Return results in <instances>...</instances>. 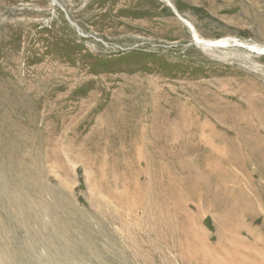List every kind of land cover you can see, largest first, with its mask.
<instances>
[{
    "label": "rangeland",
    "instance_id": "1",
    "mask_svg": "<svg viewBox=\"0 0 264 264\" xmlns=\"http://www.w3.org/2000/svg\"><path fill=\"white\" fill-rule=\"evenodd\" d=\"M56 1L0 0V264L264 255V127L220 122L264 124V0H168L201 38L238 41L226 48L198 44L165 0ZM190 112L203 142L185 138ZM152 114L173 124L166 141H131ZM185 161L212 166L202 188Z\"/></svg>",
    "mask_w": 264,
    "mask_h": 264
},
{
    "label": "bare ground",
    "instance_id": "2",
    "mask_svg": "<svg viewBox=\"0 0 264 264\" xmlns=\"http://www.w3.org/2000/svg\"><path fill=\"white\" fill-rule=\"evenodd\" d=\"M53 1V3L54 4H56V5H58V3H57V1L56 0H52ZM166 2H167V4L168 5H170L171 6V8L173 9V11H174V13L176 14V16L184 23V24H186V26L190 29V31H191V33H192V37L195 39V41L198 43V44H202L204 47H210V48H212V47H216V48H226V47H229V46H233V45H237L238 43V41L237 42H234L235 44H232L231 43V41L229 40V39H226V38H224V39H215V40H209V39H203V38H201L200 36H198V34L196 33V29L193 27V25L188 21V20H186L185 18H183L182 16H180L179 15V13L177 12V10L173 7V5L171 4V2L170 1H168V0H165ZM60 6V5H59ZM178 7V6H177ZM69 19V18H68ZM67 19V20H68ZM70 20V19H69ZM70 24H72V25H74V26H76L75 24H74V22H72L71 20H70ZM77 27V26H76ZM241 46H242V44H241ZM252 48H255L254 46H251ZM259 47V46H258ZM261 50H262V53H264V48H260ZM260 51V50H259ZM214 108V107H213ZM212 108V109H213ZM249 108V107H248ZM233 109V108H232ZM227 110H228V108H227ZM212 111V110H211ZM233 111V110H232ZM251 111V110H250ZM213 114H216V113H214L213 112ZM243 114H244V112H243ZM256 114H258V113H256ZM250 115H251V113H250ZM188 116V115H187ZM235 116V115H234ZM243 115H240V116H238V117H230L227 113H224L223 115H222V117L220 118V122L221 123H228V124H230L229 126L230 127H232V126H235V121L236 120H238V122H237V126H242V127H245L246 129H251V131H254V132H256V131H260L263 127H264V124L261 126V127H259L258 125H256L255 123H253V121H252V123H251V121L249 120V117L246 119V118H243L242 117ZM258 116V115H257ZM189 117H190V123H188L187 125H186V128H187V130L185 129V131H187L188 133H186V135H185V138H188V140H193V139H198V140H200V142L202 141L203 142V137H204V134H203V130H202V126L201 127H199V129L201 130L200 132H201V135L200 136H196L195 138H194V135H193V131L195 130V129H198V124H201V123H199L198 121H196V120H192V119H195L194 117H191V112L189 113ZM247 117V116H246ZM253 119V118H252ZM167 119L165 118V120L164 121H161V119H156L155 117H153V114L151 115V117L150 118H148V125H149V127L145 130V131H142V127H141V125L137 122V123H135V125H134V128L132 129V131H131V133L133 134V137H130V139H131V141H133V142H139V141H144L145 139H147V140H154V141H157V142H160V141H166V138L164 137V136H167V134H166V132L163 130V128H166V125H167V123H168V121H166ZM178 120H179V122H178V124L179 123H181L182 122V120L180 119V118H178ZM188 120V118L187 119H185V121H187ZM254 120V119H253ZM258 124V123H257ZM138 125V126H137ZM171 125H173V124H171V123H168V126H171ZM219 132H221V131H219L218 129H217V126H216V124H212L211 125V127H210V136H211V143H212V146H210V147H216L217 145L219 146L220 144H221V142L222 143H225V140H224V138H225V134L223 135V133H220V135L218 134ZM259 133V132H258ZM261 133V132H260ZM200 134V133H199ZM164 135V136H163ZM235 138H237V137H235ZM240 140L239 141H242V139L241 138H239ZM239 141H237V142H239ZM230 142H231V140H230ZM202 145L201 144H199V145H194V146H192V144H189L188 146H187V148H185L184 150H185V153L186 154H188V155H192L193 153H201L203 150H202V147H201ZM216 148H218V147H216ZM213 149V148H212ZM206 152V151H205ZM205 152H203L204 153V157L205 158H208V156L205 154ZM217 152V151H216ZM219 154V153H218ZM191 157V156H190ZM197 157V156H196ZM197 159V158H196ZM209 159H211L212 161H215V162H219L220 161V158L218 157V156H215L213 153H209ZM188 161H185V163H184V167H183V169H181V171H183L184 173H189V174H192V175H194L189 181H188V183H190L191 182V184H196L198 187H203V185H202V183L201 182H203V181H207V180H209L210 179V175L213 173L209 168H212V166H210V164H204L203 162L201 163V164H196L195 162H193L192 164H187L186 165V163H187ZM191 162V161H190ZM199 163V162H198ZM207 163V162H206ZM221 163V162H220ZM216 164V163H215ZM173 165H175V164H173ZM218 165H220V164H218ZM214 166H216V165H214ZM171 167V166H170ZM215 169V168H214ZM170 170V169H169ZM216 171H217V169H216ZM173 172V171H172ZM245 177V176H244ZM246 178V177H245ZM169 180V179H168ZM245 180H247V179H245ZM170 181V180H169ZM177 181V180H176ZM180 181H181V179H180ZM126 182V181H125ZM177 183H179V181H177ZM176 183V184H177ZM211 183V182H210ZM209 183V184H210ZM187 185V184H186ZM185 185V186H186ZM218 185V184H217ZM187 187V186H186ZM215 187V186H214ZM216 188V187H215ZM228 189V188H227ZM130 190V189H129ZM208 190V189H207ZM218 190V189H217ZM248 191V190H247ZM185 193V192H184ZM201 193V192H200ZM186 194V193H185ZM137 197V199H138V203H142V201H141V194H139L138 196H136ZM188 197V196H187ZM189 198V197H188ZM185 199V198H184ZM190 199V198H189ZM191 201V200H190ZM147 202V201H146ZM198 202V201H197ZM200 202V201H199ZM9 204H12L13 205V202L12 201H9L8 202ZM168 203H169V207L166 209V210H170V208L173 206V207H175V208H177L178 209V205L177 204H173V203H171L169 200H168ZM184 205V204H183ZM187 205V204H186ZM19 206H21V208H24L25 210L23 211V215H24V213H25V217H26V222H25V225L26 226H28V227H31V225H32V223H29V221L27 220V219H29V214H30V216L32 217L33 216V208L27 203V202H24V203H20V205H18V207ZM184 206H182V208H183ZM210 207V206H209ZM30 208V209H29ZM51 208H53V205H52V207ZM184 209V208H183ZM20 218H22L23 217V215L21 214V211H20ZM149 218H153L151 215H149L148 216ZM158 218V223H161L162 221H163V219L162 218H160V217H157ZM171 218V217H170ZM154 221H155V224L157 223L156 222V220L154 219ZM228 222V221H227ZM152 223H153V221H152ZM222 227V226H221ZM226 229V228H225ZM227 231V230H226ZM188 232V231H187ZM186 232V235L188 234ZM226 234V233H225ZM181 235H183V234H177V235H175V239H176V241H177V244L178 245H183L182 244V242L183 241H186V240H183V237L181 236ZM223 236V235H222ZM221 236V237H222ZM227 236V235H226ZM180 237H182V239H180ZM255 241V240H254ZM253 241V242H254ZM258 241V240H257ZM241 242V241H240ZM256 242V241H255ZM243 245H245L243 248H247V247H249L250 248V244L248 245V244H245V243H243V242H241ZM252 243V242H251ZM253 244V243H252ZM259 244H260V242H259ZM225 245V244H224ZM223 246V245H222ZM221 246V247H222ZM258 245L256 244V246L255 247H257ZM253 247V246H252ZM251 247V248H252ZM254 247V248H255ZM213 248V247H212ZM209 249V248H208ZM217 249V248H216ZM65 250V249H64ZM192 250H194V249H192ZM239 250H241V249H239ZM250 250V249H249ZM253 250V249H252ZM251 250V251H252ZM243 251V250H242ZM245 252H247L246 250H244ZM196 252V251H195ZM194 252V253H195ZM248 252H250V251H248ZM193 253V254H194ZM251 253V252H250ZM258 254V253H257ZM194 255H197V254H194ZM193 255V256H194ZM212 255H213V253H212ZM195 257V256H194ZM198 257V256H197ZM197 257H196V259H197ZM202 257V256H201ZM206 257V256H205ZM209 257V256H208ZM212 258H213V256H212ZM201 259H203V258H201ZM206 259H207V257H206ZM210 259H211V257H210ZM246 259H248L249 261H251V263L250 264H264V255H262V254H260V256H252V258H251V256H248ZM201 260L199 259V262H200ZM204 261V260H203ZM202 261V262H203ZM208 261V260H207ZM214 261V260H213ZM213 261H211L210 260V262H213ZM229 262L230 263H228V264H238L239 263V259H238V256H233V258H230L229 259ZM201 263V262H200ZM207 263V262H206Z\"/></svg>",
    "mask_w": 264,
    "mask_h": 264
},
{
    "label": "crops",
    "instance_id": "3",
    "mask_svg": "<svg viewBox=\"0 0 264 264\" xmlns=\"http://www.w3.org/2000/svg\"><path fill=\"white\" fill-rule=\"evenodd\" d=\"M164 1V0H163ZM165 2V1H164ZM167 4V3H166ZM168 5V4H167ZM169 7V6H168ZM169 8H171V7H169ZM176 8V7H175ZM172 9V8H171ZM174 12V11H173ZM175 14V13H174ZM179 19V18H178ZM186 20H188L193 26H194V22L193 21H191L192 19H188V18H186ZM185 25V24H184ZM185 27H186V25H185ZM195 27V26H194ZM187 28V27H186ZM188 29V28H187Z\"/></svg>",
    "mask_w": 264,
    "mask_h": 264
}]
</instances>
